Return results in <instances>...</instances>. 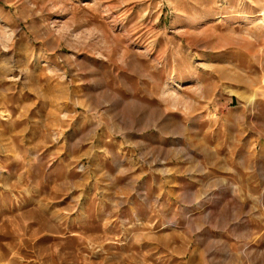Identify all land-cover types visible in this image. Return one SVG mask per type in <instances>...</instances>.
<instances>
[{"label":"rangeland","instance_id":"1","mask_svg":"<svg viewBox=\"0 0 264 264\" xmlns=\"http://www.w3.org/2000/svg\"><path fill=\"white\" fill-rule=\"evenodd\" d=\"M0 264H264V0H0Z\"/></svg>","mask_w":264,"mask_h":264}]
</instances>
